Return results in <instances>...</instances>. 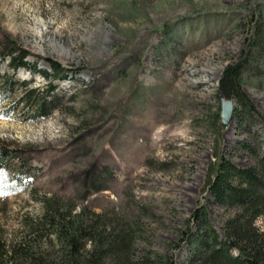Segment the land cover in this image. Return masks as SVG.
Segmentation results:
<instances>
[{"label": "rangeland", "instance_id": "rangeland-1", "mask_svg": "<svg viewBox=\"0 0 264 264\" xmlns=\"http://www.w3.org/2000/svg\"><path fill=\"white\" fill-rule=\"evenodd\" d=\"M7 37L37 70L52 73L51 58L68 71L52 79L0 63V75L18 82L0 99V140L17 152L1 169L0 240L9 246L46 233L30 222L51 198L86 207L107 232L129 234L133 261L194 264L197 246L181 232L195 209L203 206L219 232L236 211L206 189L215 153L238 166L264 156V0H0V39ZM244 49L241 83L256 111L233 99L237 109L223 126L217 86ZM48 83L54 108L31 119L18 99ZM6 179L10 191L1 188ZM36 244L48 259L58 256L55 236Z\"/></svg>", "mask_w": 264, "mask_h": 264}, {"label": "trees", "instance_id": "trees-1", "mask_svg": "<svg viewBox=\"0 0 264 264\" xmlns=\"http://www.w3.org/2000/svg\"><path fill=\"white\" fill-rule=\"evenodd\" d=\"M252 42L248 45H252ZM248 49L242 50L238 61L225 66L219 79L217 94L235 99L237 106L253 113L256 111L255 105L241 83ZM29 55L30 52L16 40L8 37L0 39V63L8 59V64L13 69L22 67L37 70V63L32 64L27 60ZM45 60L52 73L38 69L39 73L52 79L66 76L68 69L60 62L51 58ZM0 77V99L3 100L18 82L13 81V77L7 73ZM40 89H25L18 99L26 114L34 120L46 117L55 105L52 84L48 83L46 88ZM16 156L15 149L0 140V180L7 176L1 169ZM97 182L100 184L102 181L98 179ZM6 183L1 188L10 191L13 186L7 179ZM94 189L103 190L105 185H95ZM206 189L214 203L234 206L236 211L226 219L219 232L209 224L203 206L195 209L191 218L195 226L191 224L181 232L183 242L197 246L192 253V263L264 264V226L258 228L255 225L259 217H264V156L256 165L238 166L216 152L207 175ZM94 215L84 206L74 211L73 205L64 207L53 202V199L46 198L43 214L30 222L33 231L35 226H42L47 228L46 233H26L9 246L0 240V264H104L107 257L112 258L116 264L147 263L144 259L133 261L129 258L132 241L129 234L111 230L107 232L99 228L100 224L94 221ZM49 235L55 236L60 245L58 256L53 260L37 251L36 241ZM166 263L174 264L172 257H168Z\"/></svg>", "mask_w": 264, "mask_h": 264}, {"label": "water", "instance_id": "water-1", "mask_svg": "<svg viewBox=\"0 0 264 264\" xmlns=\"http://www.w3.org/2000/svg\"><path fill=\"white\" fill-rule=\"evenodd\" d=\"M234 112H235V102L233 98L222 97L220 118H221V124L223 126H228L230 124Z\"/></svg>", "mask_w": 264, "mask_h": 264}]
</instances>
